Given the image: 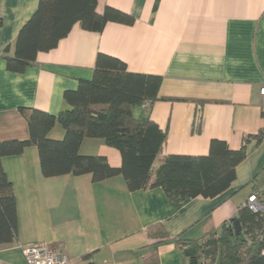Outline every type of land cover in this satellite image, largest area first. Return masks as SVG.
<instances>
[{
	"label": "crops",
	"instance_id": "0c3cea01",
	"mask_svg": "<svg viewBox=\"0 0 264 264\" xmlns=\"http://www.w3.org/2000/svg\"><path fill=\"white\" fill-rule=\"evenodd\" d=\"M37 2L0 0V142L28 138L19 108L52 115L64 110L63 93L91 79L96 56L103 54L122 61L129 73L161 77L157 100L133 110L166 133L152 175L166 156H206L212 140L231 150L243 146L245 156L226 192L180 205L161 188L130 192L122 176L98 183L90 175L44 178L35 147L5 157L18 227L16 240L0 245V264H24L21 247L36 243L61 247L72 264L86 263L87 254L93 264H188L172 243L160 244L148 260L154 241L147 229L162 224L163 239H202L235 218L251 194L264 196V0H98V13L109 6L133 24L108 23L100 33L75 24L33 65L10 73L4 51L12 55ZM63 134L56 124L49 137ZM79 153L121 166L119 152L101 140H83Z\"/></svg>",
	"mask_w": 264,
	"mask_h": 264
},
{
	"label": "trees",
	"instance_id": "16d2710c",
	"mask_svg": "<svg viewBox=\"0 0 264 264\" xmlns=\"http://www.w3.org/2000/svg\"><path fill=\"white\" fill-rule=\"evenodd\" d=\"M97 4L98 0H38L36 10L17 33L12 55H7L9 48L4 51L6 70L21 73L35 63L38 53L55 48L75 24L96 33L108 23L133 24L132 17L109 6L98 13ZM160 84L159 76L129 73L122 61L97 54L91 79L79 80L75 90L63 93L66 108L57 115L18 109L27 124L28 138L0 142V245L12 244L18 227L14 191L1 160L19 156L29 147L37 150L44 178L90 175L92 182L98 183L122 176L128 191L161 188L177 205L196 197L212 199L229 189L235 168L244 159V147L231 150L218 140L210 142L206 156L164 157L152 175L151 167L166 133L148 114L136 117L133 110L146 103L149 106L143 109H149L157 100ZM56 124L64 132L61 139L49 137ZM250 138L260 140L259 136ZM85 139L101 140L116 149L121 166L113 168L101 156L81 155L79 148ZM236 220L239 232L234 230ZM261 228L259 217L244 207L219 231L208 232L198 240L163 239L165 228L155 224L147 229L148 237L154 241L148 260L155 258L160 244L172 243L188 264H264L262 245L255 235ZM91 258L92 254H87L82 260L93 264Z\"/></svg>",
	"mask_w": 264,
	"mask_h": 264
},
{
	"label": "built area",
	"instance_id": "2783aa9c",
	"mask_svg": "<svg viewBox=\"0 0 264 264\" xmlns=\"http://www.w3.org/2000/svg\"><path fill=\"white\" fill-rule=\"evenodd\" d=\"M260 106L264 113V87L259 89ZM146 103L143 108L148 107ZM250 213L259 217L262 228L255 232L256 240L262 245L261 253L264 256V196L259 193L251 194L243 205ZM24 264H72L70 257L59 246L47 243H36L21 247ZM205 264V262H202Z\"/></svg>",
	"mask_w": 264,
	"mask_h": 264
},
{
	"label": "water",
	"instance_id": "95a60500",
	"mask_svg": "<svg viewBox=\"0 0 264 264\" xmlns=\"http://www.w3.org/2000/svg\"><path fill=\"white\" fill-rule=\"evenodd\" d=\"M233 226H234V230H235L236 232H239V231H240V229H241V227H240V223H239L237 220L234 221Z\"/></svg>",
	"mask_w": 264,
	"mask_h": 264
}]
</instances>
